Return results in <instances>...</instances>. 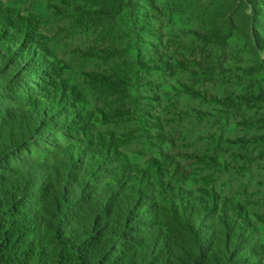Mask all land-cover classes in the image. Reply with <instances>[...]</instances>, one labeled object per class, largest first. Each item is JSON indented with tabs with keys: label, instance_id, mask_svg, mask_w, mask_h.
I'll list each match as a JSON object with an SVG mask.
<instances>
[{
	"label": "rangeland",
	"instance_id": "1",
	"mask_svg": "<svg viewBox=\"0 0 264 264\" xmlns=\"http://www.w3.org/2000/svg\"><path fill=\"white\" fill-rule=\"evenodd\" d=\"M223 6L153 0L139 45L99 0H0V44L10 41L32 73L26 97L69 118L68 140L53 131L58 145L101 184L138 180L189 205L215 204L264 247V161L233 141L212 142L242 131L235 133L219 111L226 107L214 101L224 93L196 83L203 80L201 39L211 29L228 34ZM230 42L250 63L245 42Z\"/></svg>",
	"mask_w": 264,
	"mask_h": 264
},
{
	"label": "trees",
	"instance_id": "2",
	"mask_svg": "<svg viewBox=\"0 0 264 264\" xmlns=\"http://www.w3.org/2000/svg\"><path fill=\"white\" fill-rule=\"evenodd\" d=\"M99 4L141 45L153 0ZM219 13L228 34L211 29L201 39L196 83L224 93L214 101L242 132L212 142L233 141L264 161V0H224ZM230 41L245 42L250 63ZM11 45L0 44V264H264L248 227L215 204L189 205L138 180L101 184L58 145L53 131L68 140L69 118L26 97L32 73Z\"/></svg>",
	"mask_w": 264,
	"mask_h": 264
}]
</instances>
